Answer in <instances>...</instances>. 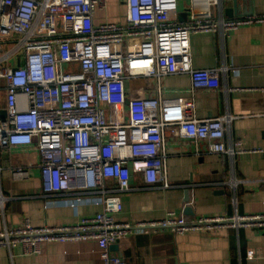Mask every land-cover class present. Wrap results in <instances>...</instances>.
<instances>
[{
    "label": "built area",
    "instance_id": "2783aa9c",
    "mask_svg": "<svg viewBox=\"0 0 264 264\" xmlns=\"http://www.w3.org/2000/svg\"><path fill=\"white\" fill-rule=\"evenodd\" d=\"M123 23H94L107 0H0V150L35 145L45 195L67 191L94 193L102 211L77 223L34 227L24 219L0 231V247L16 245L23 255L47 242L94 240L103 264H125L109 247L138 232L264 228V214L199 217L178 221L119 222L120 193L129 190L131 172L148 184L167 186L164 130L192 140L197 154L230 156L244 152L240 142L225 143L230 117L162 120L158 99H129L125 81L139 77L188 74L190 91L207 89L222 68L195 69L190 35L220 33L264 22V15L215 16L220 0H189L187 17L177 22V0H123ZM141 42L138 54L100 56V47ZM123 107L126 121L109 122L107 109ZM4 111V116L1 115ZM205 142L198 152L197 142ZM31 165L9 169L14 180H27ZM1 170V168H0ZM116 182L115 188L107 180ZM79 200V199H78ZM5 198L0 195V206ZM261 247L245 255L262 257Z\"/></svg>",
    "mask_w": 264,
    "mask_h": 264
},
{
    "label": "crops",
    "instance_id": "0c3cea01",
    "mask_svg": "<svg viewBox=\"0 0 264 264\" xmlns=\"http://www.w3.org/2000/svg\"><path fill=\"white\" fill-rule=\"evenodd\" d=\"M220 0L215 16L235 18L264 15V0ZM189 0H177L174 20L187 17ZM232 15L225 10L233 8ZM113 13L107 14V10ZM230 13V14H231ZM123 0H107L104 10H96L94 23H123ZM192 65L195 69L224 68L219 79L207 89L190 91L188 74H169L156 80L139 77L125 81L129 99H158L162 120L209 119L227 116L225 143L240 142L244 152L197 154L190 140L164 130L163 153L167 186L148 185L141 173L131 172L129 190L120 193L119 222L159 221L170 216L178 221L199 217H230L235 214H264V22L240 26L225 35H190ZM141 42L128 38L120 45L100 47V56L138 54ZM109 122H125L123 107L107 109ZM198 152L205 142H197ZM40 157L35 145L0 150V231L17 227L24 219L34 227L77 223L82 217L102 211L94 193L67 191L45 195L42 191ZM31 165L27 180H14L9 169ZM116 187L113 179L107 180ZM79 199V200H78ZM259 246L262 257L250 261L246 252ZM109 253L125 264H264V228L243 227L190 230L183 233L158 230L138 232L109 247ZM0 264H103L94 240L47 242L40 251L23 255L16 245L9 252L0 247Z\"/></svg>",
    "mask_w": 264,
    "mask_h": 264
},
{
    "label": "water",
    "instance_id": "95a60500",
    "mask_svg": "<svg viewBox=\"0 0 264 264\" xmlns=\"http://www.w3.org/2000/svg\"><path fill=\"white\" fill-rule=\"evenodd\" d=\"M234 2V5L236 4V0H233ZM234 11V7L233 8H228V9H226L225 10V13L227 14V15H232L233 13H231V12H233ZM231 13V14H230ZM1 115L2 116H4V111H1ZM172 233V232H171ZM147 234H149V233H147ZM173 234V233H172Z\"/></svg>",
    "mask_w": 264,
    "mask_h": 264
},
{
    "label": "rangeland",
    "instance_id": "374dc122",
    "mask_svg": "<svg viewBox=\"0 0 264 264\" xmlns=\"http://www.w3.org/2000/svg\"><path fill=\"white\" fill-rule=\"evenodd\" d=\"M111 13H113V10L108 9V10H107V14H111Z\"/></svg>",
    "mask_w": 264,
    "mask_h": 264
}]
</instances>
